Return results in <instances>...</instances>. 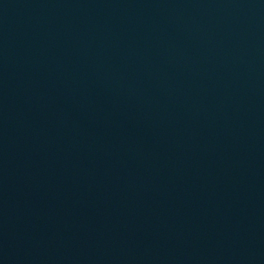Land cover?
Returning <instances> with one entry per match:
<instances>
[{
    "label": "water",
    "instance_id": "1",
    "mask_svg": "<svg viewBox=\"0 0 264 264\" xmlns=\"http://www.w3.org/2000/svg\"><path fill=\"white\" fill-rule=\"evenodd\" d=\"M246 0H0V264L88 151Z\"/></svg>",
    "mask_w": 264,
    "mask_h": 264
}]
</instances>
